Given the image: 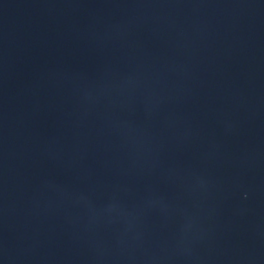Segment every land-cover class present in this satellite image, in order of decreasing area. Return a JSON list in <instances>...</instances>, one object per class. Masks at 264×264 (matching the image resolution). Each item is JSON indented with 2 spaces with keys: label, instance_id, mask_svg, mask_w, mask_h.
I'll list each match as a JSON object with an SVG mask.
<instances>
[{
  "label": "water",
  "instance_id": "obj_1",
  "mask_svg": "<svg viewBox=\"0 0 264 264\" xmlns=\"http://www.w3.org/2000/svg\"><path fill=\"white\" fill-rule=\"evenodd\" d=\"M0 264H264V0H0Z\"/></svg>",
  "mask_w": 264,
  "mask_h": 264
}]
</instances>
